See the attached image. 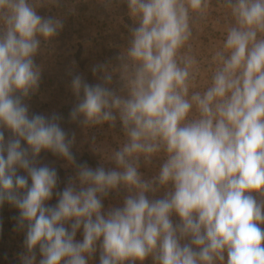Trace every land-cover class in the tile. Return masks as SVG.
<instances>
[{
    "label": "clouds",
    "instance_id": "1",
    "mask_svg": "<svg viewBox=\"0 0 264 264\" xmlns=\"http://www.w3.org/2000/svg\"><path fill=\"white\" fill-rule=\"evenodd\" d=\"M58 2L0 0V209L17 210L20 264H264V0H223L230 21L203 91L188 42L210 0H102L133 23L115 63L91 67L96 83L68 72L70 121L122 134L107 152L90 137L96 167L77 160L60 114L26 102L36 57L64 27L37 9ZM42 152L73 170L62 189Z\"/></svg>",
    "mask_w": 264,
    "mask_h": 264
},
{
    "label": "rangeland",
    "instance_id": "2",
    "mask_svg": "<svg viewBox=\"0 0 264 264\" xmlns=\"http://www.w3.org/2000/svg\"><path fill=\"white\" fill-rule=\"evenodd\" d=\"M37 11L41 16L62 18L64 27L36 57V63L42 66V78L36 94L26 101L30 113L60 114L63 117L61 126L69 133L75 132L73 152L77 160L96 167L100 163V156L92 151L90 137L95 135L99 146L107 152L119 145L122 134L119 128L113 130L104 125L86 130L70 121L69 113L76 98L70 88L71 76L68 72L71 70L75 74H82L89 83H96L91 67L101 62L115 63V57L126 44L127 25L133 23L127 14V6L117 3L109 9L103 5L102 0H59L58 3L39 7ZM229 21V12L223 6V0H210L207 16L193 24V35L188 42L191 46L190 54L198 62L195 66L198 74L193 90L203 91L210 84L216 67L212 57L222 47ZM187 50L186 46L183 51ZM7 135L6 132V138ZM38 159L40 164H47L58 170L61 189L67 178L73 175V170L65 166L66 161L50 152H42ZM142 171L146 177L155 173L154 168H142ZM55 202L53 197L49 203ZM104 203L107 208L110 204L119 203V198L114 194ZM8 209L13 211L14 208L9 206ZM12 231L15 233L14 229ZM77 239H82L79 233ZM22 251V246L18 250L0 251V264H20L18 254ZM92 264H99L98 254ZM144 264H152L151 259Z\"/></svg>",
    "mask_w": 264,
    "mask_h": 264
},
{
    "label": "trees",
    "instance_id": "3",
    "mask_svg": "<svg viewBox=\"0 0 264 264\" xmlns=\"http://www.w3.org/2000/svg\"><path fill=\"white\" fill-rule=\"evenodd\" d=\"M8 205L5 204L3 209H0V220L3 222V229L0 232V251L4 252L5 249L8 250H18L22 246L24 234L22 232L13 233L15 220L13 217L17 215V210L13 211L8 209ZM15 252V251H14Z\"/></svg>",
    "mask_w": 264,
    "mask_h": 264
}]
</instances>
